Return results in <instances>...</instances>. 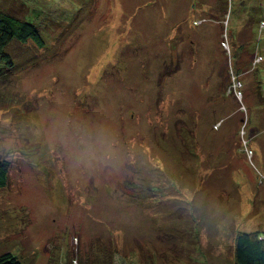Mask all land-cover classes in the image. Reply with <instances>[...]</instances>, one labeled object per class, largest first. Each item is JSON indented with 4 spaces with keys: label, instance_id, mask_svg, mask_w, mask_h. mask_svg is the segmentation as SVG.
Masks as SVG:
<instances>
[{
    "label": "rangeland",
    "instance_id": "obj_1",
    "mask_svg": "<svg viewBox=\"0 0 264 264\" xmlns=\"http://www.w3.org/2000/svg\"><path fill=\"white\" fill-rule=\"evenodd\" d=\"M0 10L45 38L0 57V254L233 264L236 233L264 230V0Z\"/></svg>",
    "mask_w": 264,
    "mask_h": 264
},
{
    "label": "trees",
    "instance_id": "obj_2",
    "mask_svg": "<svg viewBox=\"0 0 264 264\" xmlns=\"http://www.w3.org/2000/svg\"><path fill=\"white\" fill-rule=\"evenodd\" d=\"M28 44L30 41L39 47L45 46V38L38 27L23 18L0 10V57L7 68L14 66V60L7 48L12 42ZM5 74L0 68V77ZM9 166L0 161V189L8 184ZM233 264H264V230L238 231L234 240ZM0 264H24L14 253L0 254Z\"/></svg>",
    "mask_w": 264,
    "mask_h": 264
},
{
    "label": "built area",
    "instance_id": "obj_3",
    "mask_svg": "<svg viewBox=\"0 0 264 264\" xmlns=\"http://www.w3.org/2000/svg\"><path fill=\"white\" fill-rule=\"evenodd\" d=\"M254 55H255V59H254V62H255L256 60L259 59V57H258L257 54H254ZM260 58H261V56H260ZM234 77H235V80H233V83L231 84L230 88H235V90H237L239 88L238 85H241V82H238V84H237V82H236V80H237L236 75Z\"/></svg>",
    "mask_w": 264,
    "mask_h": 264
},
{
    "label": "crops",
    "instance_id": "obj_4",
    "mask_svg": "<svg viewBox=\"0 0 264 264\" xmlns=\"http://www.w3.org/2000/svg\"><path fill=\"white\" fill-rule=\"evenodd\" d=\"M202 8H204V6H202ZM264 19V18H263ZM255 51V50H254ZM255 54V53H254Z\"/></svg>",
    "mask_w": 264,
    "mask_h": 264
}]
</instances>
